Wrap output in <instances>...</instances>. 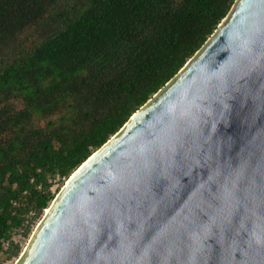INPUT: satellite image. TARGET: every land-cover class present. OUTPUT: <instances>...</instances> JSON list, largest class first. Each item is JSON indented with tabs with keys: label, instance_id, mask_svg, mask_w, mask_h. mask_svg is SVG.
Wrapping results in <instances>:
<instances>
[{
	"label": "water",
	"instance_id": "95a60500",
	"mask_svg": "<svg viewBox=\"0 0 264 264\" xmlns=\"http://www.w3.org/2000/svg\"><path fill=\"white\" fill-rule=\"evenodd\" d=\"M14 264H264V0L70 174Z\"/></svg>",
	"mask_w": 264,
	"mask_h": 264
},
{
	"label": "trees",
	"instance_id": "16d2710c",
	"mask_svg": "<svg viewBox=\"0 0 264 264\" xmlns=\"http://www.w3.org/2000/svg\"><path fill=\"white\" fill-rule=\"evenodd\" d=\"M235 0H0V264Z\"/></svg>",
	"mask_w": 264,
	"mask_h": 264
},
{
	"label": "rangeland",
	"instance_id": "374dc122",
	"mask_svg": "<svg viewBox=\"0 0 264 264\" xmlns=\"http://www.w3.org/2000/svg\"><path fill=\"white\" fill-rule=\"evenodd\" d=\"M67 180V179H66ZM65 181H63L62 183L58 182V180L56 179L54 181V183L52 184V187H51V190L52 192L55 193V196L58 194V192L62 189V187L64 186L65 184ZM54 196V197H55ZM48 208V207H47ZM45 208L42 212V215L36 220V222L32 225L31 227V230L30 232L27 234V236H22L20 232L16 233L14 236H13V240L19 245V253L17 256L15 257H11V258H8V259H5L3 264H14V262L18 259V257L21 255V253L24 251L31 235H32V232L34 231L35 227L37 226V224L39 223V221L41 220V217L43 216V214L45 213V210L47 209Z\"/></svg>",
	"mask_w": 264,
	"mask_h": 264
}]
</instances>
